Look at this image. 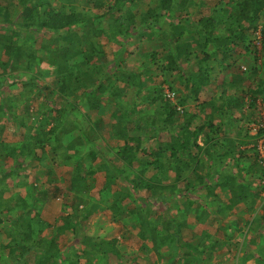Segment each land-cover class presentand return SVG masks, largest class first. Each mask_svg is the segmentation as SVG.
I'll return each mask as SVG.
<instances>
[{
	"label": "trees",
	"instance_id": "1",
	"mask_svg": "<svg viewBox=\"0 0 264 264\" xmlns=\"http://www.w3.org/2000/svg\"><path fill=\"white\" fill-rule=\"evenodd\" d=\"M16 1L21 8L19 22L12 19L11 8ZM141 1L0 0V85L12 79L21 97L40 100L44 106L32 121L23 123L21 141L0 140L2 157L13 162L8 170L4 165L0 170V232L9 239L2 248L9 251L13 264H106L108 259H115V264H149L144 245L147 240L159 246L157 254L166 256V264H192L198 259V264H211L214 257L219 258L217 264H223V255L231 253L233 264L249 260L264 264L263 241L252 252L247 249L252 242L245 239L231 249L235 233L257 230L264 238V203L260 223L252 220L256 205L264 200V167L256 150L264 139V124L255 134L241 127L231 136L225 129L231 121H255L244 106L255 111L258 99L264 101V79L260 76L264 63L257 66L258 58L253 57L254 66L248 76L231 75L227 84L209 88L213 72L210 62H217L218 69L225 71L230 66L225 63L234 53L241 56V50L264 55V0H154L145 19H139L131 8ZM49 34L53 41L46 43L43 36ZM257 34L261 51L253 44ZM154 36L162 41L165 55L154 50L143 56L145 61L139 68L126 70V50L132 41ZM102 38L118 47L111 60L100 42ZM25 46L28 53L24 57ZM197 46H212L213 50L202 58L194 50ZM182 63L187 64L188 71ZM43 64L46 67L42 68ZM150 65L159 74L150 72ZM175 71L180 87L168 85V91L174 94L171 101L164 86L168 74ZM23 75L30 78L24 79ZM47 77L53 78L49 85L41 82ZM245 82H249V88L244 92L241 88ZM123 87H146L144 99L129 104ZM209 89L210 95L201 107L209 108L213 117L227 116L225 126L199 121L198 114L183 108L188 100L198 102L202 92ZM229 92L232 96L227 95ZM58 99L62 104L56 102ZM81 104L86 105L83 110ZM11 108L6 101L0 102V113L5 117L2 134L8 131L14 137L17 121L8 117ZM79 129L82 131L73 142L85 146L86 151L58 154L64 139ZM109 134L117 140L116 147L107 144ZM102 144L108 157L100 152ZM47 148L52 162L59 167L72 164L67 184L55 190L54 174L47 173L49 186L45 182L39 186L20 184L16 193L6 197L5 180H22L23 173L31 171L27 172L31 162L47 158ZM232 168H236L235 173ZM97 173L103 177L102 184L90 186L87 179ZM169 173L173 174L172 180ZM120 178L126 179L130 187L113 193ZM197 187H202L205 198L216 204L215 211L210 213L201 206V199L194 194ZM222 195L227 196L226 202L220 200ZM56 198L61 203H56ZM133 198L142 202L141 210L133 207L126 212ZM175 198L183 199L182 211L177 212L180 220L149 217L154 202L169 207V201ZM55 204L64 214L59 225L55 217L42 218L44 207ZM106 211L112 222L126 224L135 219L141 226V245L131 251L134 257L129 260L118 246L126 234L104 239L80 231L93 216ZM233 211L235 219L225 221L214 232L217 238L204 232L205 240L194 243L189 218L196 225L213 226L220 216L227 217ZM247 213L249 216L244 218ZM49 229L55 234L41 237ZM70 231L75 243L60 246Z\"/></svg>",
	"mask_w": 264,
	"mask_h": 264
},
{
	"label": "rangeland",
	"instance_id": "2",
	"mask_svg": "<svg viewBox=\"0 0 264 264\" xmlns=\"http://www.w3.org/2000/svg\"><path fill=\"white\" fill-rule=\"evenodd\" d=\"M194 1L196 0H193V2ZM17 2L18 1H16L15 4L14 3L12 4L13 6L11 8V12H12V19L16 22H19L21 21V13H20L21 8L18 4H16ZM153 2L154 0H142L140 3H137L136 5L132 6L131 9L137 15L139 19L140 18L145 19V13L148 10L149 6L153 5ZM76 5H79V3L77 2L75 6ZM191 5L192 4H190L189 6ZM197 18L198 17L196 16V18H192V19H197ZM160 22L161 23L163 22V18L160 19ZM29 35H32V34H29ZM43 40L46 43L47 41L51 42L53 41V35L49 34V35L43 36ZM100 42L104 46V49L108 54V58L110 60L113 59L114 53L118 49L116 44H108L105 38H102ZM50 47H52V45ZM154 50L162 53L161 56L165 55L164 53L166 52V48L162 45V41L157 36L149 37V38L147 37L139 42H135L133 40L132 44H130L126 50V54H127L126 63H125L126 68L124 66H121V67L125 68L128 71L139 68V66L145 61V58L143 56ZM194 50L196 51L197 54H200V57L205 58V53H208V52L210 53L213 50V48L212 46H207V47L197 46V48L195 47ZM27 53H28V46H25L24 57L27 55ZM241 53L242 55L238 57H237L238 55L237 53H234V55H232V58L230 59V61L225 63V65L226 64L230 65L229 68L225 71H220L218 69L217 62L215 61L210 62V64H212V69H213V72L210 74V81L212 82L211 84L212 88L211 87L209 88L211 90L214 89L215 85L227 84L231 79V75L248 76L250 70L254 66L253 57L258 58V59L256 58L257 66L260 67L261 63H264L263 54H259L256 52L255 55H251V54L245 53L244 51L242 52V50H241ZM93 61L94 60L92 59V62ZM162 63L164 64L165 62L162 61ZM242 65L245 66L246 68L245 71L241 69ZM41 67L42 68L46 67V65L43 64ZM182 67L185 71L189 70L187 67V64L182 63ZM148 69L150 70V72L159 74L158 72L155 71L154 65L148 66ZM31 70H34L33 66ZM260 72H262V74H260L261 79H264V71H260ZM178 75L179 74L176 71L169 73L167 76L169 77L167 78L168 83L164 86V88L167 89L168 85L170 84L172 85L173 89H178L180 87L178 80H177ZM23 76H24L23 77L24 79L30 78V75H23ZM162 77L164 76L162 75ZM52 81H53V78L51 77H47L41 80L43 84H47V85H49ZM247 88H249V82H245L244 86L241 88V91L245 92ZM123 89L125 90L124 99H127L129 104L135 101H138V102L141 101L142 99H144V95L146 94L145 93L146 87H138L135 89L123 87ZM210 89L206 91L204 90L202 92L198 102L188 100L187 103L183 105V108L187 111L189 110V111H192L198 114L199 121L212 122L214 125H217V126L224 124L225 126L228 123L227 116L224 117L223 119H220L219 117H213V114L209 108L203 109L201 107L202 102L209 97L210 92L208 91H210ZM220 92L221 91L219 90L218 93ZM227 95L232 96V92H229ZM53 97H54L53 95L49 96V98L51 99ZM2 100L6 101L9 106L12 105V108L9 111L8 117H12L16 119L15 121L17 122L14 124L16 136L12 137L8 131H4V133L2 134V120H5V117L4 115H2V113H0V140L3 137L9 142L11 141V142L17 143L21 141L20 133L21 132L23 133L24 131V126L22 127L23 123L32 121V119H34L33 117L35 116L36 112L39 110L41 111L44 110V106L43 104H41L40 100H30V99L25 100L24 97H21L20 88H18V86L12 82V79H7L5 80L4 84L0 85V102H2ZM56 102L59 104H62V102L59 99ZM85 106H86L85 104H81V110H83ZM244 107H245V111L249 112L251 115H254V118L256 117V119L254 122H251V121L248 122L245 119L243 123H241L240 120H236V123L231 121L229 125L225 126V129L228 130L229 135L231 136L236 135V133L239 131L241 127H248L251 130L250 133L255 134L256 132L254 130L255 128L254 126L260 125L262 123L264 124V101L262 99L260 98L258 99L257 108L255 109V111L249 110L246 104ZM235 116H237L240 119L242 118V114L240 113H236ZM7 125H10V124L8 123ZM80 129L83 130V127L81 126ZM80 129L72 133V136H71L72 139L71 138L64 139L62 143V148L58 151V154L62 155L64 152L74 153L76 151H82V152L86 151L85 146L79 147L73 142V137L78 138V136L80 135V132L82 131ZM106 141H107V144L112 147H116L118 143L112 134H109V136H107ZM150 143L153 145L152 141ZM99 148L101 149L100 152L104 155V157L105 156L108 157L109 154H108V150L105 147V145L102 144L101 147ZM46 151H47V156H46L47 158L43 160L42 162H36V161L31 162L29 165V169L27 171L29 172L31 170L30 171L31 173L29 172V174L27 175H25L26 173H23L22 180H18L14 177H9L5 180L7 185L3 184V186L7 187V190H6L7 193L5 195L6 197H8L11 194L16 193L19 190V189H16L17 188L16 186L20 184L27 183L28 186L31 184H34L35 186L36 185L39 186L40 183L45 182L44 184L49 186L50 184H48V180H46L47 173L54 174V176L52 177H54L55 182L52 183V185L55 190L60 189L61 187H63V185L67 184L69 180V176L67 172L69 171L72 164L70 163V164H66L65 166L59 167L58 164H55L52 162L51 160L52 154L50 153L49 148H47ZM236 158H237V155H236ZM0 164L5 166V170H8L10 167H12L13 162L11 159L7 157H2L0 158ZM115 165L116 167H118L119 166L118 162H116ZM93 168H95V166ZM200 171L202 172L203 169L200 168ZM232 171L235 173L236 168H232ZM169 178L170 180L173 179L172 173H169ZM191 179H193V177ZM102 182H103V177L102 175L98 173L87 179V183L90 186L91 185L99 186L102 184ZM193 182H195L194 179H193ZM256 186L257 184L253 186V189H256ZM128 187L130 186L128 185V182L126 181V179L120 178V180H117L116 183L114 184L112 191L113 193L115 191L122 192L123 190L126 191L125 189H128ZM1 188H2V185H0V191H1ZM194 194L196 195L198 199H201L200 204L202 207L206 208L210 213L211 211H215L216 204H214L212 200H207L205 198V196L203 195L205 194V190L202 187H197ZM84 197H87V195L84 194ZM226 198L227 196H223V195L220 196V200L223 202L227 201ZM182 200L183 199H176V198L170 200L169 207H168V204H161L159 202H154L149 212L150 214L149 217H153L154 219L159 220V221L162 220V218H168V217H173L176 220H180V217L178 216L177 212L179 210L182 211V208H183ZM54 201H56V203L58 204L61 203V200L59 198H56ZM132 201H133V204H131L132 202L130 201V203L125 207L126 212L127 211L129 212L130 209H133V207L140 208L141 210L142 202L139 200L136 201L134 198L132 199ZM66 202L69 203L70 201L67 200ZM263 203H264V200L262 199L256 205L257 212L255 213V216L252 218L253 222L255 221L254 223H260V220L263 217V212H262L263 210L261 209V207L263 206ZM44 210L46 211L47 214L45 213L42 215L43 219L44 218L52 219V217H55L56 224L59 225L62 223L61 217L62 215L64 216V214L61 213V207H56V204L55 206L49 205V206L44 207ZM66 212L69 213L68 208H66ZM232 213L233 214H230L227 217L220 216V221H216V223L213 226H209L208 224L196 225L194 224L193 219L189 218L187 220V223L189 225L188 228L192 232L191 234L195 235V238H194L195 241L193 240L194 243L198 244L202 241V239L205 240V236L203 235L204 232H211L213 233L214 237L217 238L214 232L217 229L219 231V228H221L225 224V221L229 219L230 220L235 219L236 217V215H234L235 212L233 211ZM243 215H244V218H247L249 216V213L243 214ZM111 218H112L111 214L107 211L97 216H93L90 221L82 225L80 231L85 236L93 237V238H104V239H112L114 237L119 238L123 234H126L127 238L125 240H120L121 243H119L118 246L120 248V251L125 254V258L127 257L126 259L129 260L131 257L134 256L133 253L131 254V251L133 250L137 251L139 248V244L141 245V243L138 240L139 239L138 237L140 235L141 226L135 219H132L131 221H126V224H124L120 222H112ZM51 234L52 235L55 234L54 229L52 230L49 229L48 231L45 230L41 234V237H49ZM64 237H65L64 239L63 238L61 239L62 242L60 246L63 247L65 246L66 243H68L69 245H72L75 243L74 236L71 231L67 232L64 235ZM244 239L246 241L249 240L250 242H252L249 244L247 248L248 251H251V252L254 251L260 245L261 241L264 242V238H260L259 232L257 230L251 231V233L249 232L235 233L232 238V244H231L232 248L231 249H233L236 246L235 245L236 243L242 244ZM185 240L190 241L188 238H186ZM8 242H9V239L4 234H2V245L7 244ZM2 245H0L2 263L4 262L6 264H13V258L10 257L9 251L6 249H3ZM144 245L146 247L145 253L148 254L149 264H166L165 263L166 256L164 254L163 255L157 254V251L160 249L159 246L151 245L148 240L145 241ZM225 251L226 249H223L222 254H225ZM218 253L219 254L221 253L220 249L218 250ZM241 255L242 253L239 252L238 256L240 257ZM30 257L31 255L29 256V258ZM222 259H223L222 260L223 264H233L234 263V259H232V253L230 255H226V254L223 255ZM157 260L159 261L158 263H157ZM198 260L193 261L192 264H198L199 263ZM218 260L219 258L214 257L211 264L212 263L217 264ZM115 263H116L115 259H108L106 262V264H115ZM246 264H255V262L254 260H249Z\"/></svg>",
	"mask_w": 264,
	"mask_h": 264
},
{
	"label": "built area",
	"instance_id": "3",
	"mask_svg": "<svg viewBox=\"0 0 264 264\" xmlns=\"http://www.w3.org/2000/svg\"><path fill=\"white\" fill-rule=\"evenodd\" d=\"M256 44H257V48H259V42H256ZM241 69L243 70V71H245L246 70V68H245V66H241ZM173 93H170L168 90L166 91V96H167V98L168 99H170L171 101H174L173 99ZM261 126V124L260 125H256V126H254L255 128H254V130H255V132L257 131V129L259 128ZM257 153H258V156H259V158L258 159H260V162L262 163V165H263V167H264V139H262V140H260L259 142H258V144H257Z\"/></svg>",
	"mask_w": 264,
	"mask_h": 264
},
{
	"label": "clouds",
	"instance_id": "4",
	"mask_svg": "<svg viewBox=\"0 0 264 264\" xmlns=\"http://www.w3.org/2000/svg\"><path fill=\"white\" fill-rule=\"evenodd\" d=\"M255 37H256V40L253 41V44H254V46L256 47V50H257V51H261L260 35L257 34ZM256 42H259V48H257L258 46H257ZM253 49H254V48H253ZM133 257H134V256H133Z\"/></svg>",
	"mask_w": 264,
	"mask_h": 264
},
{
	"label": "crops",
	"instance_id": "5",
	"mask_svg": "<svg viewBox=\"0 0 264 264\" xmlns=\"http://www.w3.org/2000/svg\"><path fill=\"white\" fill-rule=\"evenodd\" d=\"M0 155H2V154L0 153ZM0 158H2V156H0ZM0 167H1L0 170H2V165L1 164H0ZM0 245H2V232H0ZM0 259H2L1 258V253H0Z\"/></svg>",
	"mask_w": 264,
	"mask_h": 264
}]
</instances>
